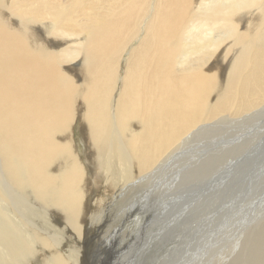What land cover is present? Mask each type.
Listing matches in <instances>:
<instances>
[{
	"label": "bare ground",
	"instance_id": "6f19581e",
	"mask_svg": "<svg viewBox=\"0 0 264 264\" xmlns=\"http://www.w3.org/2000/svg\"><path fill=\"white\" fill-rule=\"evenodd\" d=\"M262 106L264 0H0V264L46 251L77 264L33 213L83 234L75 121L101 176L123 182L115 197L158 196L160 217L176 205L172 180L196 179V154L178 151Z\"/></svg>",
	"mask_w": 264,
	"mask_h": 264
},
{
	"label": "rangeland",
	"instance_id": "374dc122",
	"mask_svg": "<svg viewBox=\"0 0 264 264\" xmlns=\"http://www.w3.org/2000/svg\"><path fill=\"white\" fill-rule=\"evenodd\" d=\"M136 45L137 41L132 44ZM82 82L83 77L78 84ZM81 108L82 105L77 111L83 112ZM252 113H255L252 118L250 115L235 124L233 120H222L214 132L196 138L178 151L176 156L181 159L186 151L196 154L195 161L192 160L196 179L190 178L193 172L188 175L185 170L172 180L177 206L169 204L160 217L153 215L154 207L149 201L158 196L152 195L146 200L138 194L134 208L123 201L124 191L120 193L121 198L115 197L123 182L106 181L101 176L88 150V141L75 121L68 141L87 171L82 184L86 188L83 210L87 215L82 223L83 234L77 236L61 214H57L59 218L55 215L52 221L54 229L49 222V227L44 223L43 214L33 210L34 216L40 215L35 222L50 234L57 232L52 234L57 237L55 241L60 244L57 243L61 252H74L77 264H264V106ZM93 167L94 175L91 174ZM186 181L190 186H186ZM123 206L129 207L126 215ZM163 221L165 229L161 231ZM49 257L50 252L46 251L38 260L33 258L29 262L48 264Z\"/></svg>",
	"mask_w": 264,
	"mask_h": 264
}]
</instances>
